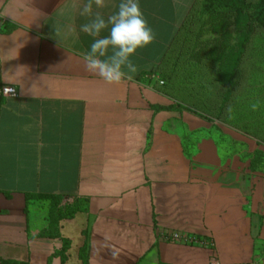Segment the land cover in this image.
Listing matches in <instances>:
<instances>
[{
  "label": "crops",
  "instance_id": "obj_1",
  "mask_svg": "<svg viewBox=\"0 0 264 264\" xmlns=\"http://www.w3.org/2000/svg\"><path fill=\"white\" fill-rule=\"evenodd\" d=\"M193 1L138 0L155 39L131 80L108 84L84 67L86 0H0V261L82 264L86 244L87 264H264V139L239 124L264 93L243 77L221 106V88L183 96L151 73ZM197 94L214 102L192 107ZM27 194L79 209L39 236L47 200Z\"/></svg>",
  "mask_w": 264,
  "mask_h": 264
},
{
  "label": "trees",
  "instance_id": "obj_2",
  "mask_svg": "<svg viewBox=\"0 0 264 264\" xmlns=\"http://www.w3.org/2000/svg\"><path fill=\"white\" fill-rule=\"evenodd\" d=\"M195 6L200 8L202 15L206 16L210 21L213 31L222 33V38L217 49L219 63L215 65V79L216 84L213 83L214 88H221L223 91L222 99L219 100L221 106H225L229 100V96L233 89L241 85L244 74L242 72V65L245 56L250 49L254 37L261 32H264V0H194L188 9L184 19L179 25L175 36L170 42L161 61L151 70V73L162 75V70L167 68V56L174 55L180 51L179 45H183L184 40L181 37L182 27L189 25L193 19V9ZM192 25V24H191ZM192 28V27H191ZM186 29V28H185ZM165 80H160L164 86L170 84L171 80L166 77ZM235 79V80H233ZM194 100H188L187 103L192 107L204 109V106H210L208 100L200 101L194 104ZM216 102V101H215ZM199 104V105H198ZM203 104V105H202ZM209 104V105H208ZM170 107V106H169ZM168 108V107H166ZM209 108V107H208ZM217 119H224L226 117L216 115L213 116ZM46 199L48 206V226L38 233L39 236H54L57 235L56 225L57 220L62 217H70L78 206L59 208V198L57 196H40L38 194L25 195L26 204L30 200ZM66 248V243L63 245L62 250L55 252L59 254ZM86 244H84L80 257L82 264H87ZM0 264H18L13 261L1 260Z\"/></svg>",
  "mask_w": 264,
  "mask_h": 264
},
{
  "label": "rangeland",
  "instance_id": "obj_3",
  "mask_svg": "<svg viewBox=\"0 0 264 264\" xmlns=\"http://www.w3.org/2000/svg\"><path fill=\"white\" fill-rule=\"evenodd\" d=\"M192 13L193 19L190 20L188 26L182 27L181 30L183 36L181 38L185 44L178 46L180 51L167 56V68L162 70V75L159 73L157 76L159 81L165 80V83H167L166 77H169L171 80L170 86H175L176 91H179L183 96L184 94L187 96L191 94L190 86L192 89L206 91L209 95H213L215 91L212 83L215 79L214 67L219 63L218 55L215 56V54L221 46L219 42L222 33L213 31L209 19L201 14L198 6H195ZM242 72L249 82L246 86L251 85L256 93V95L255 93L251 95L256 97L259 93H264V32L258 33L254 37L245 56ZM176 93L178 95V92ZM197 97L193 105L199 103V98H202L200 95ZM257 97H259L257 100L260 101V105H264V97ZM256 101H252L251 104ZM211 102H214V100H209V103ZM261 106L258 111H255L256 116L248 117L245 115V117H240L242 120L239 121V124L246 132H251L254 136L264 139V116L260 115H264V108ZM252 119H255L254 126ZM228 120L230 123L238 121L236 117Z\"/></svg>",
  "mask_w": 264,
  "mask_h": 264
},
{
  "label": "clouds",
  "instance_id": "obj_4",
  "mask_svg": "<svg viewBox=\"0 0 264 264\" xmlns=\"http://www.w3.org/2000/svg\"><path fill=\"white\" fill-rule=\"evenodd\" d=\"M94 5L95 9H103L106 0H86L80 12L86 18L80 31L95 38L90 50L83 55L85 70L98 75L108 84L131 80L138 72L131 57L138 49L154 41L153 29L145 19L138 0H120L117 11L107 19L101 11L94 10ZM109 26V35L102 37V31ZM260 106L257 100L251 104V110L258 111ZM226 114L228 119H235L232 105L226 108Z\"/></svg>",
  "mask_w": 264,
  "mask_h": 264
},
{
  "label": "built area",
  "instance_id": "obj_5",
  "mask_svg": "<svg viewBox=\"0 0 264 264\" xmlns=\"http://www.w3.org/2000/svg\"><path fill=\"white\" fill-rule=\"evenodd\" d=\"M162 83V82H160ZM1 94L6 97H15L17 95V91L14 87L11 86H3L1 88ZM164 240L169 242H182L186 244H199L202 245L205 243L204 239H199L196 237H185L176 232L167 234L163 237Z\"/></svg>",
  "mask_w": 264,
  "mask_h": 264
}]
</instances>
